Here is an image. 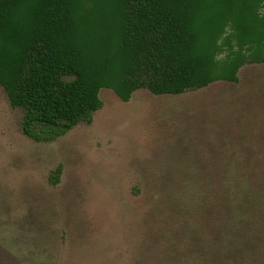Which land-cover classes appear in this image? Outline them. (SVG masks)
I'll use <instances>...</instances> for the list:
<instances>
[{"label":"rangeland","instance_id":"1","mask_svg":"<svg viewBox=\"0 0 264 264\" xmlns=\"http://www.w3.org/2000/svg\"><path fill=\"white\" fill-rule=\"evenodd\" d=\"M239 76L129 101L104 87L92 118L51 141L25 135L0 85V264H175L211 179L262 173L264 64Z\"/></svg>","mask_w":264,"mask_h":264},{"label":"trees","instance_id":"2","mask_svg":"<svg viewBox=\"0 0 264 264\" xmlns=\"http://www.w3.org/2000/svg\"><path fill=\"white\" fill-rule=\"evenodd\" d=\"M247 64H264V0H0V85L36 141L90 120L104 87L177 95L239 82ZM211 184L171 260L264 264V166Z\"/></svg>","mask_w":264,"mask_h":264}]
</instances>
